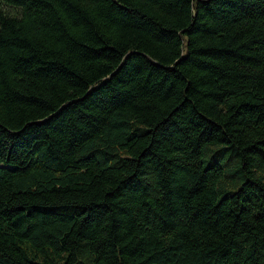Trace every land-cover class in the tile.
<instances>
[{
    "label": "trees",
    "instance_id": "trees-1",
    "mask_svg": "<svg viewBox=\"0 0 264 264\" xmlns=\"http://www.w3.org/2000/svg\"><path fill=\"white\" fill-rule=\"evenodd\" d=\"M0 264H264V0H0Z\"/></svg>",
    "mask_w": 264,
    "mask_h": 264
}]
</instances>
